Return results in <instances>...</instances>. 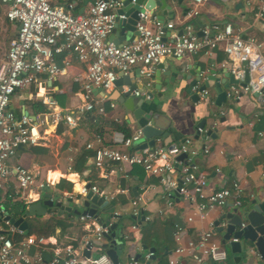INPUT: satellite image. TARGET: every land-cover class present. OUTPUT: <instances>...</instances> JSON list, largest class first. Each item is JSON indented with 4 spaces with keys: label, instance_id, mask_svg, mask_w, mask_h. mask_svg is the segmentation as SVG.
Returning <instances> with one entry per match:
<instances>
[{
    "label": "built area",
    "instance_id": "2783aa9c",
    "mask_svg": "<svg viewBox=\"0 0 264 264\" xmlns=\"http://www.w3.org/2000/svg\"><path fill=\"white\" fill-rule=\"evenodd\" d=\"M206 1L187 0L184 19L190 20L197 16L199 7ZM134 2L129 1L131 5ZM0 3L6 8L5 19L16 27L0 59V191L8 194L12 206L25 210L39 199L41 189L49 187L46 181L35 184L31 171L18 163H11L17 146L38 145L42 139V128L59 124L74 127L87 113L103 115L104 108L94 102L92 89L110 90L118 75L125 76L134 67H137L138 76L144 81L143 88L147 90L151 87L154 69L162 59L220 49L226 57L224 65L235 79L242 81L244 72L248 74V82L242 87L229 86L226 97L238 99L241 93H253L264 110V39L257 41L251 37L243 38L234 32L230 24L213 27L210 35L203 31L202 36L196 35L192 27L185 24L180 35L163 41L165 30L172 25L167 23L162 26L150 11L142 9L136 14L134 27L137 35L123 45H113L106 38L113 31L116 19H125L123 14L118 13L122 9L121 0H89L84 14L76 16L66 13L63 7L51 5L50 0H0ZM65 7L70 10L72 3H67ZM255 15L259 18L264 16V0L259 2ZM62 52L73 55L78 62L85 64L81 84L82 103L71 109H60L53 99L43 98L40 102L44 110L32 117H16L8 111L9 99L16 91L24 90L42 75L51 78L61 73L55 60ZM193 88L197 89V86ZM131 93L136 97L141 95L138 90H132ZM200 95L206 97L207 91H201ZM109 107L113 108L114 105L110 104ZM214 125L213 122L212 127ZM195 133L199 136L205 131L196 127ZM258 136L264 137V133H258ZM140 138L139 128L128 137L116 132L110 145L103 146L100 136L95 135L93 141L85 146L86 149H93V143L98 144L90 158L91 165L98 169L107 163L139 166L145 174L156 177L163 200V208L157 210L158 215H163L164 210L171 208L174 198L192 207L199 220L203 219L204 211L220 209L228 199H231L233 207L242 206L244 192L236 182L209 193L204 191L207 187L206 175L197 172L194 158L199 153H208L206 145L198 153L191 146L190 139L162 146L155 137L157 143H153L152 148L137 149L136 143ZM204 139L207 140V136ZM179 155L184 157L176 160ZM69 171L71 167L67 165L66 172ZM71 182L76 183L73 180ZM32 188L37 191L34 197L28 196ZM87 191L103 201L113 200L112 196L94 185L86 188L82 184L77 188V194L81 197ZM126 192L127 189L118 191L119 194ZM145 193L146 187H140L139 194L128 199V210L121 208V212L119 208H113L109 222L104 226L89 215L88 209H84L82 214L77 215V221L84 225L85 230L79 243L49 249L51 256L47 264H112L105 253L100 252L90 241L103 242L102 234H108L111 223L124 213L134 220L130 226L132 231L140 220L149 222L150 216L144 214ZM248 199H253V195H249ZM50 200L59 202L61 198L57 200L51 195ZM8 214L7 209L0 204V264L43 263L42 252L47 249L46 241L41 236H24L21 229L4 219ZM191 222L192 217L185 218L186 224ZM213 230V222L208 223V229L197 233V239L193 242L185 238V227L174 224V257L169 259L168 264H181L183 256H187L192 264H223L225 250L211 241ZM21 235V239H14ZM229 241L235 242L236 239L231 238ZM29 249L33 252L30 253ZM84 250L89 252V257L82 256ZM94 252H98L95 257L91 256ZM152 255L146 252L141 263L130 257L128 263L144 264Z\"/></svg>",
    "mask_w": 264,
    "mask_h": 264
},
{
    "label": "crops",
    "instance_id": "0c3cea01",
    "mask_svg": "<svg viewBox=\"0 0 264 264\" xmlns=\"http://www.w3.org/2000/svg\"><path fill=\"white\" fill-rule=\"evenodd\" d=\"M260 1L208 0L199 7L197 16L185 20L184 13L188 6L187 0H183L181 4L177 3L176 0H166L167 13L171 12L172 15L167 14L159 20L155 14L158 9H155L152 14L162 26L167 23L172 25L170 29L165 30L164 36L168 40L178 36L185 24L190 25L196 35L199 36L203 31L207 35L212 34L213 27L220 28L224 24H230L234 32H237L241 37H251L257 41H262L264 39V16L259 18L255 15ZM88 2L89 0H50L51 5L63 7L64 11L71 16L83 15ZM67 3H72L70 10L65 7ZM0 7L6 9L1 3ZM4 21L7 24L10 40L15 34L16 27L14 24H10L5 16ZM113 32L114 29L109 35ZM121 35H124V41L121 42V45L135 37V35L126 33L118 36L121 37ZM6 48L7 46L0 53V59L3 57ZM55 61H57L56 64L61 69V73L51 78L42 75L24 90L16 91L9 99L8 111L16 117L21 115L32 117L44 110L40 102L43 98L53 99L60 109H71L82 103L81 84L84 80L85 64L78 62L73 55L66 52L57 55ZM225 62L224 53L220 49H216L209 53L199 52L185 55L179 60L166 57L158 65L162 66V72L170 71L169 76H171L175 74L174 64H180L185 69V74H190L188 75L190 81L197 77L198 71H200L201 76L208 70H213L215 75H221L223 71L228 72L227 66L224 65ZM136 69L137 67L132 68L125 75L126 80L120 86L113 85L110 90L92 93L96 105L103 106V115L87 113L79 119L74 127L59 124L42 128V139L38 145L16 150L11 158V163H18L29 171H31L30 169L45 170L43 172V182L46 181L51 190V195L57 200L61 198L60 201L63 198L65 200L70 199V202L66 205L70 212L52 208L43 217H31L42 221L52 216L62 217L63 213H67L70 216L68 220L70 226L61 235L58 230H55L53 234H49L48 231L38 232L35 226H33L34 231L32 232L26 218H24L28 225L27 235L41 236L46 241L45 248L47 249L42 252L43 263L41 264H47L51 256L49 249L68 244L74 246L79 243L84 234V225L77 221L78 214L73 213V211H82V207L79 205L82 203L83 197L77 194V186L82 184L94 185L98 190L112 196L114 204L111 206L109 203L112 201H109L106 208H119L121 212H123L121 208L128 210V199L137 196L140 187H146L144 214L150 216V221L143 223L140 220L137 228L132 231L130 226L134 224V220L127 213L117 219L118 224L115 232L116 234L120 233L117 238L120 244L115 252L118 264H129L130 257H134L138 263H141L143 255L149 248H153L154 259L150 257L147 261L148 264H159L160 262L168 264L169 259L174 257L172 253L175 247L173 240L174 224L185 227V238L194 242L197 239V233L207 230L208 223H214L220 214L226 212L225 206H232L231 199H228L224 207L204 211L203 219L199 220L192 207L187 206L180 199L174 198L171 208L164 210L163 215H158L157 210L163 208L161 186L156 177L145 174L140 167L107 163L98 169L91 165V157H88L84 162L85 168L81 174L72 172L74 161L82 151L90 150L86 149L85 146L93 141L95 135L100 136V144L106 146L110 145L113 134L118 132L113 129L114 125L122 124L130 134L138 129L126 109L128 105L124 106V101L121 98V95L126 93L130 85H134L136 90L143 87L144 81L138 76ZM155 71L156 67L151 78V87L148 90L153 89ZM167 81L168 77L160 76L158 82L163 87L167 84ZM200 84L201 80L195 86L198 87ZM181 85L183 83H180ZM205 90L207 96L202 97L193 88V93L198 98L196 101L191 100L189 95L179 92L165 99H158L160 102H155L154 106L140 104L142 101L140 99L141 95L136 97L130 93L129 98L136 99V105L140 104L144 112L152 110L151 119L148 121L149 125L168 134L166 138L157 137L160 145L166 146L179 143L184 139H190L191 146L198 153L204 145L208 147L207 154L202 155L199 153L194 158V164L206 175L207 187L204 190L206 193L229 185L231 182H236L244 192L242 206L251 200L264 203V195L262 194L264 192V137L258 136V133H264V110L253 93H241L238 99L226 97L225 102L220 106H216L217 92L214 87L210 86ZM128 103L131 106V102L128 101ZM110 104L114 107L110 108ZM126 120L128 123H126ZM201 120L203 121L201 129L205 133L198 136L195 133V128ZM213 122L215 123L214 127H212ZM206 136L207 140L204 139ZM152 141L155 144L157 143L155 137L152 138ZM96 146L98 144L93 143V147ZM57 163L61 165L65 163L64 173L58 170ZM67 165L71 167L69 172H66ZM48 166H54V169L49 170ZM215 170L218 172H215ZM50 171L58 172L55 178L56 181L52 183H49L47 179V173ZM170 176L175 178L174 174ZM60 178L72 184V195L64 193L59 196L52 191L51 187ZM68 179L76 183L73 184ZM119 189H127V192L119 194ZM31 190L32 192L30 191L28 196L34 197L37 191L33 188ZM249 195H253V199H248ZM7 197L6 192L1 193L0 191V204L3 207H5L4 203L7 204L5 207L7 212L14 216L12 205ZM41 197L42 193L40 191L37 201ZM3 200L5 201L1 203ZM106 217L107 215L100 213L98 220L103 221ZM186 217H192V222L186 224ZM127 220L129 224H127ZM221 235L222 233L212 232L211 241L222 246L225 250L226 259L223 264H264V260H261L253 252L248 255L231 254L229 247L221 244ZM124 242L126 243L125 246ZM29 252L33 251L29 249ZM100 252L103 251L100 250ZM97 254L98 252H94L91 253V256L95 257ZM180 262L181 264H192L187 256L181 257Z\"/></svg>",
    "mask_w": 264,
    "mask_h": 264
},
{
    "label": "water",
    "instance_id": "95a60500",
    "mask_svg": "<svg viewBox=\"0 0 264 264\" xmlns=\"http://www.w3.org/2000/svg\"><path fill=\"white\" fill-rule=\"evenodd\" d=\"M130 0H122V9L118 13L125 16L124 20L116 19L114 25V32L111 35L107 36V41L113 45H121V42L124 41V35L119 37V34H132L137 35L135 31V22L137 20L136 14L141 9L150 11L151 13L158 9L155 14L160 20L165 15H172L171 12L167 13V3L166 0H135L134 4L129 3ZM183 0H176L177 3L181 4ZM179 32L178 35H180ZM199 36V35H198ZM202 36V33L200 34ZM166 38H162L164 41ZM125 44V43H123ZM122 44V45H123ZM172 58V57H170ZM173 60H179V58H172ZM175 74L169 76L170 71H161L162 66L157 65L156 71L154 73V86L152 90H146L143 87H140L138 91L141 93L140 99L142 100L140 104L142 105H155V102H160L158 99L167 98L173 94L182 92L190 96L191 100H198L195 93H193V87L197 82L201 80V84L197 87L196 93L199 94L201 91L205 90L207 87L213 86L217 92L215 99V105L220 106L226 100V92L231 85L244 86L248 82V74L245 71L242 81H239L234 78L227 71H223L221 75H215L213 70H208L204 75H200V71L197 72V77L189 81L190 74H185V69L181 67L180 64H174ZM137 73L138 70L136 69ZM160 76L168 77L167 84L161 87L159 85ZM126 80L125 76L118 75L117 79L114 82V86L118 87L120 84ZM180 83L183 85L180 86ZM134 85H130L126 93L121 95V98L126 106V109L130 113V117L135 122V125L140 129L141 138L137 141V149L142 148H152L154 137L166 138L168 134L166 132H161L159 129L155 128L152 125H148V121L151 119L152 110L144 112L140 104L137 106V100L129 98V94L132 90H136ZM100 89H92V93L99 92ZM195 98V99H194ZM131 102L129 106L128 101ZM158 100V101H155ZM26 114V113H25ZM126 123L128 121L126 120ZM196 127L202 128L203 121L201 120ZM209 134V132H207ZM148 140L147 142H144ZM169 143V142H168ZM25 147L22 145L17 146V150H23ZM183 155L176 157V160L183 158ZM86 188L89 187V184L85 185ZM42 197L39 201L31 203L27 206L25 210L20 209L17 206H12L13 215H5L4 219L9 220L12 224L17 226L22 230L23 235L28 234V225L24 218L29 217H43L45 214L49 213V210L56 208L60 211L64 210L70 212V209L66 207L67 203L70 202V199L62 200L56 202L50 200L51 190L49 187L41 189ZM176 197V195H174ZM82 207L81 212L73 211L74 214H82L84 209H88L89 215H92L94 218H99L100 213L107 215L106 219L103 221L98 220L101 223V226H104L109 222L111 217L112 208H106L107 202L103 201L97 195L87 191L83 196L82 203L79 205ZM226 212L220 214L219 218L213 223L214 230L213 233H222L221 235V244L227 245L229 247L231 254L237 255H248L250 253H255L259 256L261 260H264V203H257L255 200H251L249 203L245 204L240 208H235L231 205L225 206ZM117 220L108 227V234H102L103 242H98L91 240V244L103 251L105 255L109 258L112 264L117 263V255L115 249L120 244L118 237L120 233L115 232L117 227ZM243 224V226H241ZM236 239L235 242H230L229 239ZM145 249V247H143ZM147 252L153 253V248L147 249ZM82 256L89 257V252L84 250ZM151 259H154V256H151ZM145 264H148L146 262Z\"/></svg>",
    "mask_w": 264,
    "mask_h": 264
},
{
    "label": "trees",
    "instance_id": "16d2710c",
    "mask_svg": "<svg viewBox=\"0 0 264 264\" xmlns=\"http://www.w3.org/2000/svg\"><path fill=\"white\" fill-rule=\"evenodd\" d=\"M57 62V61H56ZM114 130L120 132L124 137H128L130 133L128 130L122 125H114ZM97 147V146H96ZM96 147H93V149H90L89 151H82L81 154L76 158V160L73 163L72 166V172L81 174L82 171L85 168V161L88 157H91L93 155L94 149ZM136 167V166H134ZM139 167V166H138ZM62 173L65 172V169H60ZM198 173L202 172L198 169ZM58 174L57 171H50L47 173V179L49 183H52L55 181L56 175ZM52 191L57 193V195L62 196V194H68L72 195V184L68 181H66L63 178H60L56 184H54L51 187ZM111 206L114 204V201L109 203ZM4 206L6 207L7 204L4 203ZM62 217H49L46 220L38 221L39 219H33L35 221V228L38 232H45L48 231L49 234H53L55 230H58L59 234L61 235L66 228H68L70 225L68 223L69 215L67 213H63ZM23 236L15 237L14 239H21ZM159 264H163L160 262Z\"/></svg>",
    "mask_w": 264,
    "mask_h": 264
},
{
    "label": "rangeland",
    "instance_id": "374dc122",
    "mask_svg": "<svg viewBox=\"0 0 264 264\" xmlns=\"http://www.w3.org/2000/svg\"><path fill=\"white\" fill-rule=\"evenodd\" d=\"M4 16H5V9L0 7V53H2L5 49V47L7 46V43H8V40H9V35H8V28H7V24L5 23L4 21ZM23 164V163H21ZM48 164V163H46ZM64 164L63 163L62 165L60 163H57L56 166L58 168V170L64 168ZM49 167V170H53L54 169V166H48ZM33 174H34V183L35 184H38V183H41L43 182L44 178H43V172L45 170L43 169H39V170H34V169H30ZM61 171V170H60ZM56 181V180H55ZM26 218L30 228H31V231L33 232L34 231V228L33 226H35V221L31 218ZM38 221H41V220H38ZM127 224H129V221L127 220L126 221ZM123 244V243H122ZM126 245V243L124 242V246ZM121 250V248H119Z\"/></svg>",
    "mask_w": 264,
    "mask_h": 264
},
{
    "label": "bare ground",
    "instance_id": "6f19581e",
    "mask_svg": "<svg viewBox=\"0 0 264 264\" xmlns=\"http://www.w3.org/2000/svg\"><path fill=\"white\" fill-rule=\"evenodd\" d=\"M77 188H78V186H77Z\"/></svg>",
    "mask_w": 264,
    "mask_h": 264
}]
</instances>
